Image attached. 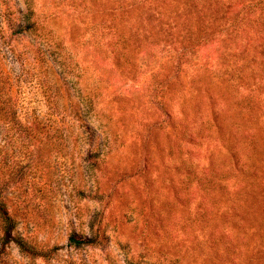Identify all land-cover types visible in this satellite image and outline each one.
Masks as SVG:
<instances>
[{"label": "rangeland", "instance_id": "rangeland-1", "mask_svg": "<svg viewBox=\"0 0 264 264\" xmlns=\"http://www.w3.org/2000/svg\"><path fill=\"white\" fill-rule=\"evenodd\" d=\"M0 86V264H264V0H0Z\"/></svg>", "mask_w": 264, "mask_h": 264}, {"label": "trees", "instance_id": "trees-1", "mask_svg": "<svg viewBox=\"0 0 264 264\" xmlns=\"http://www.w3.org/2000/svg\"><path fill=\"white\" fill-rule=\"evenodd\" d=\"M17 27L18 28H16V30L12 31V34L13 32H16V33L26 32L29 29L30 23L28 22V17L26 14L22 15V19L17 23ZM1 102L3 103L4 100ZM0 219L2 222L1 227L4 231L3 234L0 236V248H3L2 244L6 243V239H4L3 235L8 234L10 236V240L16 244V246L19 248V251L22 252L23 254L38 255V256L43 257L44 259H48L50 257L49 252L47 250L37 249L32 243H30L27 239L23 238L18 233V231L15 230L16 222L14 218L9 215L6 209L5 203L1 199H0ZM92 243H93V240L91 238L83 239V238H79L76 235H71L68 241V244L74 247L88 245Z\"/></svg>", "mask_w": 264, "mask_h": 264}]
</instances>
